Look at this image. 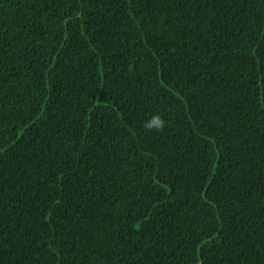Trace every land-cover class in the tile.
<instances>
[{
    "label": "trees",
    "instance_id": "obj_1",
    "mask_svg": "<svg viewBox=\"0 0 264 264\" xmlns=\"http://www.w3.org/2000/svg\"><path fill=\"white\" fill-rule=\"evenodd\" d=\"M0 264H264V0H0Z\"/></svg>",
    "mask_w": 264,
    "mask_h": 264
},
{
    "label": "clouds",
    "instance_id": "obj_2",
    "mask_svg": "<svg viewBox=\"0 0 264 264\" xmlns=\"http://www.w3.org/2000/svg\"><path fill=\"white\" fill-rule=\"evenodd\" d=\"M167 126V122L159 114H152L149 119L143 123V127L148 132H163Z\"/></svg>",
    "mask_w": 264,
    "mask_h": 264
}]
</instances>
